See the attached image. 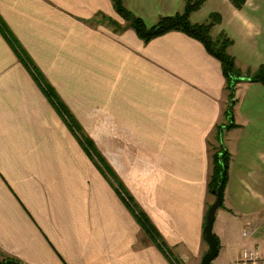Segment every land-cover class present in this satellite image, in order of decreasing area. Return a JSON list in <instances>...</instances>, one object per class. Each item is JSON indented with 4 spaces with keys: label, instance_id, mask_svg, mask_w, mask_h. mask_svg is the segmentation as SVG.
Returning <instances> with one entry per match:
<instances>
[{
    "label": "crops",
    "instance_id": "obj_1",
    "mask_svg": "<svg viewBox=\"0 0 264 264\" xmlns=\"http://www.w3.org/2000/svg\"><path fill=\"white\" fill-rule=\"evenodd\" d=\"M184 2L124 6L152 27L182 13ZM211 15L219 22L211 39L228 38L242 73L230 115L221 64L198 40L171 31L144 42L111 0H0L1 264H200L220 139L229 161L212 226L216 257L234 264L245 248L263 260L264 84L248 76L264 66V0H245L241 10L229 0H207L190 20L200 24ZM15 47L165 251L85 155Z\"/></svg>",
    "mask_w": 264,
    "mask_h": 264
},
{
    "label": "trees",
    "instance_id": "obj_2",
    "mask_svg": "<svg viewBox=\"0 0 264 264\" xmlns=\"http://www.w3.org/2000/svg\"><path fill=\"white\" fill-rule=\"evenodd\" d=\"M206 1L207 0H185L182 13L175 14L173 16L162 17L154 26L147 27L140 18L133 16L125 8L124 0H111L116 14L125 22H127L128 26L136 33L138 38L144 42H148L153 38L159 37L171 31L184 33L189 37L201 42L209 54L215 57L221 64L222 73L226 83L225 88L228 92L229 107L227 112L230 115V110L235 103V88L237 83L242 78V73L236 68L234 59L227 53V48L230 46V42L225 37H217L213 40L209 35L210 29L218 22L217 15H211V20L205 25L192 24L189 20L190 15L197 11ZM229 1L237 9H241L245 2V0ZM14 50L20 59L19 61L29 71L33 79L41 86L46 98L55 107L57 113L67 119L66 121L69 123V130H71L73 134L76 135L77 141H79V143L84 146L87 155L97 162L96 166L99 171L102 172V174H105V177H107V179L109 178V183L111 185H115L116 189L120 191V196L126 207L131 212L136 222L145 232L147 237L150 238L161 251H165L159 234L153 228L145 214L137 207V205L124 191L122 184L109 170L107 163L103 160L95 146L82 134L80 128H78L74 120L71 119L65 106L57 99L53 91L49 90L44 84L41 75L37 72L33 63L20 49L15 47ZM248 78L251 82L264 84V66H260L254 73L249 74ZM228 161L229 158L226 152H215L212 156L213 168L208 182V193L214 199V191L216 189L219 190L220 196L222 198L226 183ZM5 261L6 259H4L2 263L4 264Z\"/></svg>",
    "mask_w": 264,
    "mask_h": 264
},
{
    "label": "water",
    "instance_id": "obj_3",
    "mask_svg": "<svg viewBox=\"0 0 264 264\" xmlns=\"http://www.w3.org/2000/svg\"><path fill=\"white\" fill-rule=\"evenodd\" d=\"M214 197V202L207 209L203 227L204 238L208 245V251L202 256L200 264H211L218 253V241L212 232L215 213L217 209L220 208L222 202V198L218 189L214 191ZM5 264H11V262L6 261Z\"/></svg>",
    "mask_w": 264,
    "mask_h": 264
},
{
    "label": "rangeland",
    "instance_id": "obj_4",
    "mask_svg": "<svg viewBox=\"0 0 264 264\" xmlns=\"http://www.w3.org/2000/svg\"><path fill=\"white\" fill-rule=\"evenodd\" d=\"M245 3V2H244ZM205 5H207V3L205 4ZM234 7V6H233ZM235 8V7H234ZM235 9H237V8H235ZM237 10H241V9H237ZM191 16V15H190ZM218 17V16H217ZM189 20H190V18H189ZM211 19H210V17H208L207 18V20L205 21V22H203V23H200V25H205L206 23H208L209 21H210ZM190 22H191V20H190ZM192 23V22H191ZM219 22H217L215 25H217ZM192 24H195V23H192ZM196 24H199V23H196ZM214 25V26H215ZM213 26V27H214ZM212 27V28H213ZM211 28V29H212ZM211 29H210V31H209V35H210V32H211ZM221 37H225L227 40H228V38L226 37V36H220V38ZM216 39V38H215ZM214 40V39H213ZM229 41V40H228ZM228 49H229V47L227 48V53H228ZM229 54V53H228ZM230 55V54H229ZM232 57V56H231ZM235 62V61H234ZM235 66H236V64H235ZM236 68L240 71V69L236 66ZM64 121H66L67 119H65V117H63V116H60ZM69 132L76 138V135H74L73 134V132L71 131V130H69ZM219 140V139H218ZM222 140L220 139L219 140V143H218V145H219V149H221V150H223L222 152H224V149H223V145H222ZM81 147H83V151L85 152V155L91 160V163L94 165V166H96L97 165V162L94 160V159H91L88 155H87V152L85 151V149H84V146H82L81 144H79ZM97 167V166H96ZM102 173V172H101ZM103 176H106L105 174H103ZM105 178H107V177H105ZM119 191V190H118ZM120 192V191H119ZM209 198L212 200V196L209 194ZM213 232V234H214V232H216L215 230L214 231H212ZM215 236V235H214ZM164 250H165V248H164ZM171 259V258H170ZM219 259H220V262H222V264H230L231 262H232V259L230 258V257H228V256H225V257H223V258H221V256L220 255H218V257H215L214 259H213V261L211 262V264H217L218 263V261H219ZM1 260H2V258L0 257V264H1ZM172 260V259H171ZM173 261V260H172ZM263 261H264V258H263ZM4 264H5V262H4Z\"/></svg>",
    "mask_w": 264,
    "mask_h": 264
},
{
    "label": "built area",
    "instance_id": "obj_5",
    "mask_svg": "<svg viewBox=\"0 0 264 264\" xmlns=\"http://www.w3.org/2000/svg\"><path fill=\"white\" fill-rule=\"evenodd\" d=\"M243 235L246 236V232ZM234 264H264V261L258 256L256 251L244 248Z\"/></svg>",
    "mask_w": 264,
    "mask_h": 264
}]
</instances>
